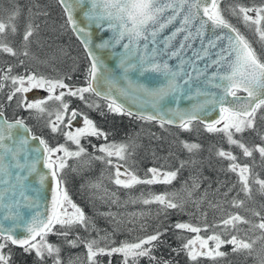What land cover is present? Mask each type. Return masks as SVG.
Listing matches in <instances>:
<instances>
[{
	"label": "snow or ice",
	"instance_id": "obj_1",
	"mask_svg": "<svg viewBox=\"0 0 264 264\" xmlns=\"http://www.w3.org/2000/svg\"><path fill=\"white\" fill-rule=\"evenodd\" d=\"M11 2L8 22L0 19V53L35 59L29 51V44L39 25L32 21L35 14L31 8L23 34V50L18 52L4 42L6 30L16 33L15 20L21 14L14 0ZM56 2L64 17L60 28L71 31L83 46L88 61L86 86L65 83V79H71L70 76L49 77L29 71L13 75L12 66L6 70L0 69V91L8 85L11 89L7 101L10 103L15 98L17 109L28 112L30 118L43 120L45 127L53 134L59 133L64 139V143L50 145L42 136L32 132L23 117L7 118L5 106L0 104V209L3 210V221L9 222L0 223V264H11V251L5 252L9 245L21 248L28 255L34 253L40 262L49 258L52 264H64L60 246L48 241L50 235L63 237L64 242L72 248L83 244L87 264H98V256L111 257L114 254L122 256L123 264H138L143 257L155 261L152 252L164 234L159 228L152 234L137 236L131 241L124 240L119 246H110V243L100 246L101 241H108V235L99 240L83 239L79 235L75 239L68 238L77 226L85 231L95 230L90 218L72 201L65 187V169L76 171L69 161L79 162L82 157H88L83 161L86 164L92 160L103 162L114 169L111 183L123 189H133L137 185H169L176 179L179 168L173 171L165 170L163 166L152 167L148 169L150 176L146 174L140 177L119 163L131 155L128 150L134 148V143L107 142L108 134L97 126L88 112L72 108L71 101L66 97L82 101L87 109L99 111L101 115H104L106 108L110 113L146 122L154 121L162 128L172 125L191 132L193 126L199 124L208 133L222 134L229 145L242 151L244 157H253V153L258 152L264 159V135H260L262 144L252 147L235 138L237 134L255 131L258 115L264 120V58L258 55L253 42L228 18L231 16L242 22L256 37V42L264 46V3L251 6L233 3L222 8L223 0ZM38 14L47 15L46 12ZM170 27V34L161 39V35ZM181 35L179 46H174L173 41ZM196 40H199V49L192 48ZM188 49H192V56L186 58ZM170 60L178 62L172 66ZM109 61H114V64L110 66ZM200 61H204L203 67L199 66ZM19 63L23 65L24 61L20 60ZM33 90H42L46 96L29 100L27 94ZM89 97L96 99L90 100ZM181 100L190 103L182 108L179 106ZM98 101H103V105ZM170 103L177 106L171 107ZM50 104L53 106L49 107ZM129 104L135 107V111ZM92 138L105 141L101 145L91 144L100 155L88 153L82 144L84 140L91 143ZM69 145H74V149ZM180 145L190 154L201 147L187 141H180ZM216 155L229 162L226 170L236 174L240 191L246 197L251 199L250 180L264 194V179L258 175L253 179L248 164L239 163L233 152L223 148L218 149ZM186 163L196 162L180 161V168L185 167ZM41 164L46 171L38 169ZM33 176L37 178L35 184L39 187H34L30 180ZM46 182L51 185L50 205L41 211L40 191ZM198 187L193 178V190ZM89 188L101 193L98 196L94 194V198L117 203L116 193L109 192L102 181L91 183ZM185 190L190 198L191 190ZM28 192H34L36 196H29ZM176 197L175 192L148 193L146 196L141 194L133 202L156 204L159 206L158 214L166 215L169 210L183 211L185 202H178ZM194 203L198 206L200 201ZM243 204V200L231 201L235 208ZM22 209L29 210L27 217ZM101 215L110 217L117 224L122 222L110 211ZM146 215L144 212L131 214L134 219L128 222L134 227L129 231H135V224ZM253 215L259 218L258 222L253 223L238 213H228L218 223L205 224L203 228L177 222L172 227L196 235L188 239L180 250L174 251H185L192 261L199 257L213 261L224 258L228 255L221 251L225 245L232 246V253H251L256 240L264 239V235L256 239L242 238L238 234V226L246 224L250 230L258 229L264 234V216L259 212H253ZM146 228V223H140L141 231ZM209 228L221 231H213L207 237L199 235ZM19 231L23 235H18ZM224 234H229V238H222ZM67 264H76V260L69 258ZM260 264H264V258H260Z\"/></svg>",
	"mask_w": 264,
	"mask_h": 264
},
{
	"label": "trees",
	"instance_id": "obj_2",
	"mask_svg": "<svg viewBox=\"0 0 264 264\" xmlns=\"http://www.w3.org/2000/svg\"><path fill=\"white\" fill-rule=\"evenodd\" d=\"M22 0H18V4H16L18 7H22V5L20 6L19 4H21ZM36 1V0H34ZM40 1V0H38ZM42 2H39L41 5L40 7H45L46 5L49 4H53L54 8L56 11L59 10L58 8H60L61 11V7L59 6V4L56 2V0H41ZM33 6V5H32ZM58 6V8H57ZM32 8V7H30ZM36 11L41 12V8L39 10V8L36 6ZM48 11H46L47 13ZM43 13V12H42ZM40 14L35 15V18L37 16H39ZM43 16V15H42ZM44 18H47L49 20L55 21L58 25V22H64V17H63V12L61 11L59 13V15H54L52 17L49 16H43ZM35 18L33 19L35 21ZM20 24V23H19ZM41 25V24H40ZM41 27H43L41 25ZM48 32V30H47ZM62 38L60 39V41L57 43L59 50H61L62 52L65 53V55L63 56H59L61 58H59V69L60 72L59 74H48L45 72H49L50 70L46 69L47 71L41 70L40 68H36L33 65H31L30 62V58H26L23 56H20L19 59L24 61L23 65H19L17 66L16 64H14V66L11 65V62L9 61V58L6 57L4 62H0V69H7L8 66H12L13 72L12 74H16V75H22L25 74L26 71L32 72L31 70L33 69L34 71H41L43 73H45V76H49V77H71V79H65V81H68L69 85H73V86H77V85H82V86H86L85 85V75H86V70L88 67V61L85 57V53L82 49L81 44L78 43V41L76 40L75 36L73 35V33H71V31H66L63 30L62 32ZM11 39V38H9ZM54 43V40L51 42V44ZM23 49V48H22ZM36 47H33L32 49L29 48V50H33L35 51ZM72 51V52H70ZM58 52V51H57ZM57 56V57H58ZM67 56V57H66ZM19 60V61H20ZM62 60L65 63L66 66L70 67V68H74L77 69V64L78 67H82L81 68V72H77V70L75 71L76 74L74 77L73 75L75 73L72 74L71 69L67 70L66 68L63 67L62 64ZM30 63V64H29ZM76 64V65H75ZM2 66V67H1ZM63 67V68H62ZM64 70V73H63ZM52 71V70H51ZM66 73V74H65ZM85 76V77H84ZM74 81V82H73ZM89 99L91 100H95V97H89ZM98 102H102L103 101H98ZM84 107V106H83ZM85 108V107H84ZM82 108V109H84ZM87 110V109H86ZM100 115H93V113H90V117L96 122L97 126L99 128H101L104 132H106L108 134V141L107 142H116V143H130L133 144L134 143V148L137 146L136 149H133L136 151L134 154V150L131 152V159H133L135 161V163L139 162L143 165V168L148 170L149 168L152 167H156V168H160L161 166H164L165 163L170 164L169 167L171 168L170 170H176L179 168V171H182L184 174L183 180L181 181H177L178 179V175L176 177V179L174 180V183L177 181L178 183H176V185H174L175 189H179L180 191H182V187L184 186V183L189 180V175H191L192 177H194L193 172L190 168V166L192 164L190 163H186V166L183 168H180V161H185L188 162L189 160H195V167L197 168V170L200 172V174H198V178L200 179L201 185L206 187L208 184L212 185L217 183L218 181H225L224 183H229L230 186L226 187L223 191V194L225 192L228 193V196L225 198V201L228 199V197L234 196V198H237L238 200H243V196L244 193L240 191V184L237 183L235 176H233L231 172H228L226 169L228 167V161L224 160L222 158H219L216 155V151L218 149L223 148L226 151H231L233 152L234 155L237 156L238 158V162L241 164H248L251 169H252V175H253V179L258 175V177L260 179H264V159H262L259 155L258 152H254L253 153V157H244L242 154V151L234 146V145H229L226 141V139L223 137L222 134H215V133H208L206 131H204L203 126L196 124L193 126V130L191 132H186V131H182L181 129H179L178 127H173V126H167L165 125V127H161L158 123L156 122H146V121H141L132 117H129L127 115H118V114H114V113H108L107 109L104 108V115L100 116ZM25 120H27L25 118ZM29 121V120H27ZM154 133V134H153ZM152 135V136H151ZM260 135H264V120H261L259 118V115L257 117V124H256V130L255 131H246L245 133L241 134H237L236 135V139H241L242 142H244L247 146L252 147L254 145L257 144H262V141L260 140ZM45 138V137H44ZM52 137L51 139H47L45 138L50 145H55V142L53 141ZM155 138V139H154ZM170 140L173 141H178V143L180 144V141H187L189 143H197L199 144L200 150L195 152V153H188L186 150H184L181 145L180 147L178 146L177 148L173 149V154L171 153L170 157L166 158V161L168 162H163L160 161L159 159H150L151 154L155 155L158 154V151L155 149H151L150 146L154 147V146H160L161 147H166L170 144V142L167 143V141ZM55 140V139H54ZM53 143H52V142ZM57 143H62L61 141H58ZM84 144H88L89 146H91V144H96V145H101L103 143H105V141L103 139L97 140L95 138L91 139V143H89L87 140L83 142ZM149 145V146H148ZM141 146V147H140ZM92 149V148H91ZM150 153V154H149ZM97 155H100V153H98ZM187 158V159H184ZM139 160V161H138ZM163 162L162 165L159 166V163ZM108 167V166H107ZM109 171L111 167H108ZM107 169V170H108ZM70 170H66L64 171V179L66 181L65 183V187L68 191V194L70 196V198H73L75 201H77L79 203V206H83V208L85 209V211H89V209L83 205L81 202L83 201L82 199L80 200V196L77 195L75 196L73 194V190L79 191L80 190V185H82V177L77 176L74 173H70ZM109 181V179H108ZM183 182V183H182ZM193 182V181H192ZM250 184L252 187V191L253 194L256 193V184L252 183L250 180ZM186 186H189L188 184H185ZM256 185V186H255ZM165 186V185H164ZM172 186V185H171ZM232 186V187H231ZM130 189H120V195L122 196V201L121 197L117 196V203H125V201H127L128 198L132 197H138V194H141L142 191L139 190L138 188H134L133 190H131V193L129 192ZM145 190L148 191H153L155 193L157 192H161V186L160 185H151L149 188H146ZM126 192V193H123ZM87 194V193H86ZM85 192H83V197L84 195H86ZM253 194L251 196H253ZM238 195V196H235ZM257 197V199L254 200V197H251L252 202H255L256 205L254 207H249L250 210V214H246L243 210L242 207L240 208H235L236 210H239V215L241 214L243 217H245L248 220H255L258 219V217L253 215V212H259L261 215H264V194L257 195L255 196ZM105 202H110V201H105ZM85 204V203H84ZM244 205V204H243ZM112 207V205H110ZM246 208V205H244ZM105 207V206H104ZM109 208V207H108ZM190 206L189 205H185L184 207V211L189 210ZM151 213L153 215V221H151L150 225L151 228L148 227L147 231H144L140 234V236H145L148 234H152L157 228H159L162 232H164V234L160 237V242L157 243V246L153 249L152 255H154L156 257L155 261H150L148 257H143L139 259L138 264H160V262L166 261L168 262V264H218L217 261L220 262V264L224 261H226L227 259H230V264H251V260L244 261L242 263V258H237L234 257L233 255H230L232 253L231 245H226L223 246V251L228 253V255L224 258H218L216 261H213L211 259L208 258H201L199 257L196 261H192L189 259V257L186 255L185 251H174L175 250H180L182 248V245L188 240L191 239V237H194L195 234L190 233V232H186V231H180L175 229L174 227H172V225H174L177 222L183 221L184 223H191L193 225H195L194 223H198V220H195V222H190V218L187 217V215H190L192 212H178L179 210H171V212H168L166 215L164 213H159L156 214L155 213V204L151 209ZM209 220L206 224L208 225H212L214 220L211 218V214L209 215ZM221 218V216L219 217ZM224 218V217H222ZM140 222V221H139ZM136 223L135 225L139 224ZM205 225V224H204ZM203 225V226H204ZM203 226H201L203 228ZM59 227V226H57ZM131 226H129L130 228ZM127 232H120L118 234L117 229L115 230L114 234L115 236V240H117L118 238H123L125 240H133L134 237L131 235L132 232L129 231ZM75 230L71 231V235L68 237L69 239H75L77 235H79L81 238H84V233L83 232V228L82 227H74ZM209 232L215 231L212 228H209L208 230ZM207 231V232H208ZM83 232V233H82ZM203 232L202 235L208 236L206 234V232ZM246 232V230H245ZM82 233V234H81ZM230 234H237L236 232H231ZM255 238L252 239H256L257 237H259V234L255 235ZM222 238H229V234H224L222 236ZM48 241L50 243L56 244L58 246H60L61 251L63 249L64 246L69 247L65 242H64V238L58 235H50L48 237ZM257 243H260V240H256L255 245L253 246V248H255V246L257 245ZM120 243H118L117 245H113V246H119ZM83 246V245H82ZM84 247V246H83ZM7 251H17V252H23V250L19 247H15L12 245H9V248L5 249ZM246 251L243 252H239V253H244ZM34 254V253H32ZM35 255V254H34ZM230 255V256H229ZM61 256V255H60ZM29 257V256H27ZM21 257L19 256L16 257L15 255V260L17 263L20 264H31V260L32 258L36 261L37 258L32 257L28 259H25V257ZM98 261L102 260V262H104V264H123V258L121 255L119 254H114L113 256L109 257V256H98ZM25 261V263H24ZM50 262L52 263V261H48V263L50 264Z\"/></svg>",
	"mask_w": 264,
	"mask_h": 264
},
{
	"label": "rangeland",
	"instance_id": "obj_3",
	"mask_svg": "<svg viewBox=\"0 0 264 264\" xmlns=\"http://www.w3.org/2000/svg\"><path fill=\"white\" fill-rule=\"evenodd\" d=\"M14 2H15V4H18V0H14ZM39 2L44 3L41 0L40 1H38V0H36V1H34V0H22L21 4H19L20 6L22 5V7H19L21 9V14L15 20V24H16V28H17L16 33L12 34L10 29L6 30V33L4 35V42L8 43L10 46H12L18 52L23 50L22 49L23 48V34L25 31V26L28 23L30 7H32L31 8L32 13H34L35 15H37L38 13L48 11L47 16L50 15V17H52L54 15L58 16L59 13L62 11V9L60 11V8H58V6H57V8L59 10V13H58V11L55 10L53 4L46 5L45 7H40L41 4ZM233 3H242L245 5L251 6L253 4L259 5L261 3H264V0H223L221 7L225 8L228 5L233 4ZM36 6L39 8V10H40V8L42 9L41 12L36 11V9H37ZM11 8H12L11 0H0V19H3V21L5 23L8 22V15H9ZM35 15L32 16V21L35 25H39V27H38L36 33L34 34V36L30 38L29 48L32 49L33 47H36L35 51L29 50L30 53L33 54L35 57V59L30 58L31 65H33L36 68L37 67L40 68L41 70H43V72L47 71L46 69L50 70L49 72H45V73H48L49 75L50 74H59L60 69H59V63H58L59 60L58 59L61 58L59 56L65 55L64 52L57 49L58 48L57 43L62 38V34H63L62 33L63 29L60 28V25L63 24V22H58V25H57V23L55 21H53V18L51 21L47 18H44L43 16H45V15L42 16V14H40L36 18H35ZM225 15H228V14L225 13ZM34 18H35V21L33 20ZM228 18L230 19V21L234 25H236L240 29V31L242 33H244L246 35V37H249L251 39V41L253 42V46L255 45L256 48H258V50L260 49V50L264 51L263 48H261V44L256 42V37L252 34V32L248 31L244 27L242 22L238 21L236 18L231 17V16H228ZM40 24L43 27H41ZM47 30H48V32H47ZM9 38H11V39H9ZM53 40H54V43L51 44V42ZM70 52H72V51H70ZM5 56L9 58V61L11 62L12 66H14V64H16L17 66H20L18 63L20 60L19 58L10 56L6 53H0V62L1 63L5 61V59H6ZM65 63L62 60L63 67L66 68L67 70L71 69L72 71L77 70L78 73L81 72L82 67H80V66L78 67L79 64H77V65L75 64L77 66V69H74V68H70V67L66 66ZM31 71L36 72L38 74L45 75V73H43L41 71L40 72L37 70L34 71L33 69ZM75 71L72 72V74L75 73L73 75V77L76 74H78ZM63 73H64V70H63ZM13 75H16V74L14 73ZM77 86H80V85H77ZM8 88H10V85L6 86L3 89V91H0V97L3 100H7L6 91L9 90ZM33 91L43 92L42 90H33ZM66 99H68V98H66ZM74 100L79 102L82 106L83 102L74 98V97H72L71 106H73ZM14 101L16 102V100H14ZM99 103H101L103 105L102 102H99ZM52 106L53 105H51V104L49 105V107H52ZM83 106L85 107L84 104H83ZM83 106H82V108H84ZM86 109L87 108L85 107L84 109H81V110L88 112L89 115H90V113H93V115L102 116L99 111H90L89 109H87V110ZM108 113L110 114V112H108ZM27 115H29V113H27ZM19 117H21V116L19 115ZM26 119L29 120L30 122L35 123L38 127H40L41 134L45 138L51 139L52 137H54L53 141L54 142L56 141V142H55V145H53V146H56L57 144H59V143H57L58 141H61L62 143H64L63 137L61 135H59V133L53 134L50 131V129L45 127L43 120L38 121L36 119L28 118V117ZM170 140H172V139H169V141H167V143L170 142ZM84 141H86V140H84ZM84 141H82V144L85 146L88 153H90L92 155H97L98 152H95L94 149L91 146H89L87 143L84 144L83 143ZM178 146L180 147V144L178 143V141H175V140L171 141L170 144L166 147L160 148V146L159 147L158 146H154V147L150 146L151 149H155L158 151V154L149 155V156H151L150 159H159L160 161L168 162V161H166V158L170 157L171 153L173 154V149L177 148ZM69 147L74 149L75 146L69 145ZM136 148H137V146L134 149H136ZM134 149L132 147H130L128 151L131 153ZM135 152L136 151L134 150V154H135ZM131 158H132L131 155H129L126 161H120L119 163L122 165H125L126 167H128L130 169H132L133 171L136 172L137 175H139L142 178L145 177L146 174L149 176L151 175L150 173H148V170L143 168V165L141 163H139V162L135 163V161ZM87 159H88V157H82L81 161H79V162L74 161V160L69 161V164L73 165L76 168V171H73L71 168L66 169V170H70L72 173L76 174L77 176L82 177L81 178L82 185H80V187H79L80 190L79 191L73 190L72 192L75 196H77V195L80 196V200L81 199L83 200L81 203L83 205H85L89 209V211H87V210L85 211L83 206H79V203L77 201H75L73 198H71V199L74 203H76L79 207H81L83 209L86 216L90 218L92 224L95 226V230L85 231L83 229V232H85L83 234L84 238L85 239L96 238L99 240L100 237L108 235V238H109L108 241L107 242L101 241L100 246H104L105 243H110V246H113V245H117L118 243L124 241L125 239H123V238H118L117 240H115L116 235L114 234V232H115L114 229L115 230L117 229L118 234L120 232L122 233L123 231L127 232L129 226H131L129 228V230L132 229L134 227V225L132 223H129L128 221L130 219H134L131 216V214H133V213L144 212L147 214L145 216V218L139 222V224L135 225L136 230L132 231V233H131V235L133 237L140 236V234L142 232H144V231L140 230V223H146L147 228L145 231L148 230V227L151 228V226H149V225H150L151 221H153V215L150 213L152 212L151 209L154 206V204L144 205V204L139 203V202H133L134 200L139 198L141 196V194H144L146 196L148 193H154V194H160V193H164V192H168V193L175 192V193H177V197H176L177 201L179 202V201L183 200L185 202L184 207H185V205L190 206L189 210L184 211V209H183V211L179 210L178 212H180V213L181 212H185V213L186 212H192L190 215H187V217L190 218V222H195V220H198V223L197 224L194 223V224L197 226H200V227L208 222L210 214L212 215L211 218L214 220L213 224L218 223L222 219V217H226L228 213H238L239 214V210L232 208V205H231V201L233 199H237V198H234V196L230 195L228 197V199L225 201V198L228 196V193L225 192V193H227V195H225V193L223 194V191L226 187H229L230 184L227 182L224 183L225 181H223V182L218 181L217 183L213 184V186L211 184L210 185L208 184L206 187L202 186L200 179L198 178V174H200V172L195 167V164H192L190 166V168L193 172L192 175H194V177L189 175V180H187L184 183V186L181 189L182 191L174 188V185H176V183H178L177 181L183 180V177H184L183 172L179 171L178 179L175 182V184H172V183H174V181L169 185L157 184V185L161 186V192L155 193L153 191L145 190L146 188H149L151 185H137L134 188L139 187V190L142 191L141 194H138L139 195L138 197L128 198L127 201H125V203L118 202V203L113 204V203H111V201L108 203L105 201H101L98 198H94V194L96 196H98L101 193H97L95 189H90L89 185L91 183L96 182V181H102L103 186L105 188H107V190L109 192L116 193V198H117V196H119V197H121V200H122V196L120 195V192H119L121 188H118L113 183H111L110 177L114 173L113 168L110 169L112 171H109L107 165L101 161H98V160H92L90 163L86 164L83 161H86ZM184 159H187V158H184ZM163 162H160L159 166L162 165ZM169 165L170 164L165 163V165L163 166L164 169L170 170L171 168L169 167ZM121 170L123 171V168ZM232 175L235 176L236 181L238 183V177L236 176V174H232ZM193 178H195L196 182L199 184V187L195 188L194 190L192 188ZM108 179H109V181H108ZM185 184H188L189 186H186ZM133 189L129 190L131 195H132L131 190H133ZM185 189L191 190V197L190 198L188 196V191H186ZM83 192H85V194L87 193L86 195H84V197H83ZM123 193H126V192H123ZM252 194H253V191H252ZM257 195H260V192L258 191V186H256V193L253 194V196H251V197L252 198L254 197V200H255V199H257V197H255ZM235 196H238V195H235ZM242 199L244 201V205H246V208L244 205L242 206V208L244 210L243 214L244 213L250 214L249 207H254L256 205V203L252 202V200L246 196H243ZM194 201H200L199 205L197 206V204L194 203ZM110 205H112V207ZM158 208H159V206L155 204V210H156L155 213L156 214H158ZM109 211L112 212L113 214H116V218L122 222L120 224H117L110 217H105L104 215H101V213H106ZM168 212H171V210H169ZM220 216H221V218H219ZM262 216H264V215H262ZM258 220H259V218L253 220L252 222L256 223V222H258ZM180 222H183V221H180ZM238 227L240 229V231L238 233L239 236H241L242 238H245V239L255 238L256 234H259V237L264 235L258 229L250 230L249 225H246V224H241ZM72 230H75V229L73 228ZM214 230L216 232L221 231L220 229H214ZM245 230H246V232H245ZM202 234H203V232L199 233V235L201 237H207V236L202 235ZM206 234L211 235V232L208 231V232H206ZM191 238H194V237H191ZM258 240H260V243H257V245L255 246V248H253V251L251 253H248V252L231 253L230 255H233L234 257H237V258H242L241 259L242 263L244 261L248 260V262H249V260H251V262H250L251 264H260V258H264V239H258ZM82 245L83 244H80L78 247H75V248H72V247L69 248L66 246L63 247L60 255H61V259L64 261V264H67L69 258L75 259L76 264H87L86 249ZM221 251H223V248H221ZM5 252H8V251L5 250ZM11 254H12L11 264H20V263L16 262L17 259L15 260V255L18 258L20 256L21 258L25 257V259H28V260H29V258L35 257L34 254L28 255V254H25L24 252H17L14 250L11 251ZM27 256H29V257H27ZM77 257L79 259H76ZM101 257H103V256H101ZM201 258H205V257H201ZM230 259L231 258L229 257V259L222 262L221 264H230L231 263ZM48 261H51V259L45 258V260L43 262H40V261H36L32 258L31 264H49ZM97 261H98V258H97ZM217 262H218V264H220L219 261H217ZM24 263H25V261H24ZM26 264H27V262H26ZM50 264H52V263L50 262ZM98 264H104V262H102V260H99ZM211 264H214V263H211Z\"/></svg>",
	"mask_w": 264,
	"mask_h": 264
},
{
	"label": "water",
	"instance_id": "obj_4",
	"mask_svg": "<svg viewBox=\"0 0 264 264\" xmlns=\"http://www.w3.org/2000/svg\"><path fill=\"white\" fill-rule=\"evenodd\" d=\"M171 31H172V27H170L169 29H166L165 32L161 35V39H163V36L164 35L170 34ZM180 39H182V35H181V37H177V39L173 41L174 46H176V47L179 46V40ZM161 47H163L162 44H161ZM192 48L193 49H199L200 48L199 40H196L193 43ZM191 56H192V49L186 50V58L187 57H191ZM177 62H178L177 60H170L169 61L170 65H172V66H175ZM109 64H110V66L113 65L114 64V61H109ZM203 65H204V61H200L199 62V66L200 67H203ZM209 71H211V69ZM189 103L190 102H186V101L181 100L179 106L182 107V108L183 107H187ZM170 106L171 107H176L177 105L175 103H170ZM129 107H132V110L135 111V107H133L130 104H129ZM211 118L212 117H209L208 119H211ZM167 126H172V125H167ZM173 127H176V126H173ZM32 143L34 145L36 144V142H32ZM38 169L41 170V171H46V170L43 169L42 164L38 166ZM36 179L37 178L35 176L30 177V180L33 182L34 187H39L38 184H35V180ZM0 187H2V186H0ZM50 188H51L50 183L49 182H46L45 186L40 191V203H41V209L40 210L41 211H44L45 210V207L48 206V205H50V199H51V191H50ZM27 195L34 197V196H36V193H34V192H28ZM22 213L25 214L26 217H27L29 215V210L22 209ZM0 223H9V222H4L3 221V210L2 209H0ZM17 234L18 235H23L22 231H19Z\"/></svg>",
	"mask_w": 264,
	"mask_h": 264
},
{
	"label": "flooded vegetation",
	"instance_id": "obj_5",
	"mask_svg": "<svg viewBox=\"0 0 264 264\" xmlns=\"http://www.w3.org/2000/svg\"><path fill=\"white\" fill-rule=\"evenodd\" d=\"M247 38L249 40H251L249 37H247ZM253 47L256 49L258 55H261L262 58H264V51H262L260 49L258 50V48H256L255 45ZM261 48H263V50H264V46L261 45ZM65 83L69 84L68 81H65ZM77 87H80V86H77ZM8 89L9 90L6 91L7 94L11 90L10 88H8ZM27 96H28L29 100H32V99H34L36 97H44V96H46V93L40 92V91H32V92H29L27 94ZM66 98H68L70 101L72 100V97H66ZM14 100H15V98L9 103L7 100H3L0 97V104H4V106H5L4 107V111H5L6 117L9 118L10 120L15 118V117H19V115L21 117H23L24 119L27 118V117L30 118V116L27 115L28 112L24 111L23 109H19V110L17 109L16 102ZM73 103H74L73 106H71L72 108L82 109L83 104L81 106V104L79 102L75 101V100H74ZM26 123L32 129L33 133H35L38 136H42L40 127H38L35 123L27 121V120H26ZM42 137L44 138V136H42Z\"/></svg>",
	"mask_w": 264,
	"mask_h": 264
},
{
	"label": "bare ground",
	"instance_id": "obj_6",
	"mask_svg": "<svg viewBox=\"0 0 264 264\" xmlns=\"http://www.w3.org/2000/svg\"><path fill=\"white\" fill-rule=\"evenodd\" d=\"M75 36V35H74ZM76 38V37H75ZM77 40V39H76ZM16 247V246H15Z\"/></svg>",
	"mask_w": 264,
	"mask_h": 264
}]
</instances>
